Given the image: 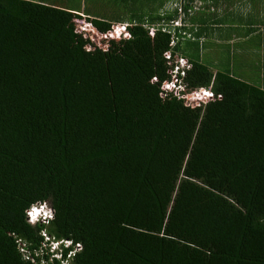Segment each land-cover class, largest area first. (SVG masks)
<instances>
[{"label": "trees", "instance_id": "16d2710c", "mask_svg": "<svg viewBox=\"0 0 264 264\" xmlns=\"http://www.w3.org/2000/svg\"><path fill=\"white\" fill-rule=\"evenodd\" d=\"M119 29L79 4L0 0V264H62L43 233L71 241L64 257L81 245L65 264H264L256 69ZM176 54L189 99L166 88ZM37 203L47 222L28 219Z\"/></svg>", "mask_w": 264, "mask_h": 264}, {"label": "crops", "instance_id": "0c3cea01", "mask_svg": "<svg viewBox=\"0 0 264 264\" xmlns=\"http://www.w3.org/2000/svg\"><path fill=\"white\" fill-rule=\"evenodd\" d=\"M41 1L67 9L79 4L84 16L108 19L126 27L142 24L151 31L167 28L184 47L185 56L182 51L181 55L186 59L197 51L203 62L220 60L224 66L252 67L256 69L254 78L264 88V0H94V6L92 0H76L75 4L71 0ZM241 47H248L249 55L259 58L240 63Z\"/></svg>", "mask_w": 264, "mask_h": 264}, {"label": "built area", "instance_id": "2783aa9c", "mask_svg": "<svg viewBox=\"0 0 264 264\" xmlns=\"http://www.w3.org/2000/svg\"><path fill=\"white\" fill-rule=\"evenodd\" d=\"M120 25V24H119ZM175 26L179 25V22L176 21L174 23ZM126 25H120V29L116 32L115 34V38L120 39L121 37H126L127 36V30H126ZM163 30H166L168 33L171 34L172 36V41L171 44L175 45L177 43V37L175 36V34L173 33V31H170L167 28H163ZM169 55V53L167 54ZM189 67V63L186 59L179 57L177 54L175 55V59H174V67H173V74H172V79L170 82H168L166 84V88L168 90H172L173 93L176 96H180V97H187L188 99L191 98L190 94H186L183 93V91L185 90V85L181 82V78L177 75L178 73L180 74V76H184L185 74V70ZM46 208H47V204L46 203H37L34 204L33 206H31L28 210H27V214H28V219L31 222H35V221H42V222H47L48 218H49V213L46 212ZM44 209V213L42 215V217L39 218V216H37V212H39L40 210ZM44 239L45 241L50 240L49 244H46L45 242L42 243V245L40 246V251H44L45 248H47V252L48 254H50V259L52 260L53 258L55 259H60L62 262V264L66 263L67 258L71 257L75 251L80 250L81 249V245L79 243H76L74 245V248L72 251H67L65 257L63 255L64 250L67 249L70 245H71V241L70 240H55V239H50L49 236H47L46 234H44ZM20 249L21 251H24V249L26 250L25 244L21 243L20 244ZM37 252V251H36ZM37 254V253H36Z\"/></svg>", "mask_w": 264, "mask_h": 264}, {"label": "rangeland", "instance_id": "374dc122", "mask_svg": "<svg viewBox=\"0 0 264 264\" xmlns=\"http://www.w3.org/2000/svg\"><path fill=\"white\" fill-rule=\"evenodd\" d=\"M68 1V0H67ZM70 2V1H69ZM78 2H80V0H78ZM71 3H76V0H71ZM109 4H105V6H107ZM251 52L248 49V47H241V52L239 54H243L242 56H239L240 59V63H248L251 60L254 61L256 59H258L259 57L257 55H249Z\"/></svg>", "mask_w": 264, "mask_h": 264}, {"label": "clouds", "instance_id": "9594fccd", "mask_svg": "<svg viewBox=\"0 0 264 264\" xmlns=\"http://www.w3.org/2000/svg\"><path fill=\"white\" fill-rule=\"evenodd\" d=\"M120 25H123V24H120ZM127 26V25H126ZM127 28V27H126ZM127 30V29H126ZM123 38V37H121ZM44 209L40 210L39 212H37V216L42 217L44 211ZM46 212L49 213V217L51 216V208L47 205V208H46Z\"/></svg>", "mask_w": 264, "mask_h": 264}]
</instances>
